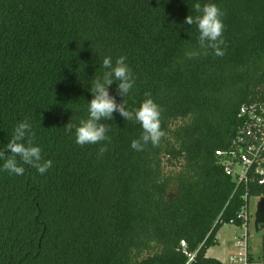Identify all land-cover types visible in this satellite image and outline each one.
<instances>
[{
	"label": "trees",
	"instance_id": "16d2710c",
	"mask_svg": "<svg viewBox=\"0 0 264 264\" xmlns=\"http://www.w3.org/2000/svg\"><path fill=\"white\" fill-rule=\"evenodd\" d=\"M195 3L225 13L222 55L184 56L197 47L185 23ZM106 56H126L135 77L125 98L109 87L117 103L132 111L150 92L161 106L158 146L132 149L143 129L118 112L101 121L102 156L106 142L65 133L87 118ZM251 104L264 105V0H0V149L27 120L52 161L44 175L0 170V264H185L182 240L198 250L193 264H222L207 256L217 232L240 223L247 191L264 193L238 185L216 155Z\"/></svg>",
	"mask_w": 264,
	"mask_h": 264
},
{
	"label": "clouds",
	"instance_id": "9594fccd",
	"mask_svg": "<svg viewBox=\"0 0 264 264\" xmlns=\"http://www.w3.org/2000/svg\"><path fill=\"white\" fill-rule=\"evenodd\" d=\"M193 9L198 15L187 16L185 23L197 26L198 42L197 47L186 49L184 56L193 59L201 54L207 55L209 49L216 55H222L221 46L225 44L222 17L225 13L214 3H206L203 6L195 3ZM126 59V56H119L113 64L110 56L103 58L102 67L106 71L92 81L90 92L93 98L88 102L87 118L79 119L78 123H73L72 118L64 127L66 134L74 133L75 142L80 146L106 142L99 149L98 154L101 156L108 151V144L111 143V136L108 135L111 126L101 121L114 119L113 114L116 112L127 121L138 122L143 129L140 138L132 140V149L143 151L149 143L153 147L158 146L164 136L160 119L162 108L151 98L150 92L145 94L146 99L140 106L132 111L126 109L124 100L117 103L115 97L109 93V87L114 81L118 82L117 93L121 97L125 98L133 88L135 77ZM34 138L35 132L31 123L27 120L19 122L5 148L0 149V160L4 161L0 170L20 176L25 173L23 165H28L35 168L40 175H44L52 167V161L42 162V150L39 146H34ZM8 150L10 155H6Z\"/></svg>",
	"mask_w": 264,
	"mask_h": 264
},
{
	"label": "built area",
	"instance_id": "2783aa9c",
	"mask_svg": "<svg viewBox=\"0 0 264 264\" xmlns=\"http://www.w3.org/2000/svg\"><path fill=\"white\" fill-rule=\"evenodd\" d=\"M239 116L243 121L239 132L230 146L227 149L217 150L216 155L224 172L238 185L256 183L264 186V105L243 106ZM252 197L258 199L257 217L264 193L251 196L247 191L243 196L244 204L237 214L239 225L245 227V234L239 238L235 250L228 255L227 259L220 260L222 264H264V225L260 223L257 229L254 222V232L251 233L250 230L253 219L250 208ZM230 223H236V221L231 220ZM181 248L188 258L185 264H193L198 250L190 252L185 240L181 241Z\"/></svg>",
	"mask_w": 264,
	"mask_h": 264
},
{
	"label": "rangeland",
	"instance_id": "374dc122",
	"mask_svg": "<svg viewBox=\"0 0 264 264\" xmlns=\"http://www.w3.org/2000/svg\"><path fill=\"white\" fill-rule=\"evenodd\" d=\"M258 199L255 197L251 198L250 208L252 214V220L250 223L251 233L254 232V222L256 219ZM245 234V227H241L237 223L224 224L217 232L218 244L212 246L207 254L208 256L217 258L219 260H226L228 255L235 250L236 244L239 238Z\"/></svg>",
	"mask_w": 264,
	"mask_h": 264
},
{
	"label": "water",
	"instance_id": "95a60500",
	"mask_svg": "<svg viewBox=\"0 0 264 264\" xmlns=\"http://www.w3.org/2000/svg\"><path fill=\"white\" fill-rule=\"evenodd\" d=\"M263 213H264V199H262L260 204H259V211L257 213V217H256V221H255V225H256L257 229H259L260 223L264 222Z\"/></svg>",
	"mask_w": 264,
	"mask_h": 264
},
{
	"label": "crops",
	"instance_id": "0c3cea01",
	"mask_svg": "<svg viewBox=\"0 0 264 264\" xmlns=\"http://www.w3.org/2000/svg\"><path fill=\"white\" fill-rule=\"evenodd\" d=\"M210 248H211V247H210ZM210 248H209V249H210ZM209 249H208V250H209ZM207 252H208V251H207ZM207 256H208V254H207Z\"/></svg>",
	"mask_w": 264,
	"mask_h": 264
},
{
	"label": "flooded vegetation",
	"instance_id": "af4514ba",
	"mask_svg": "<svg viewBox=\"0 0 264 264\" xmlns=\"http://www.w3.org/2000/svg\"><path fill=\"white\" fill-rule=\"evenodd\" d=\"M263 216H264V213H263ZM263 225H264V222H263Z\"/></svg>",
	"mask_w": 264,
	"mask_h": 264
}]
</instances>
